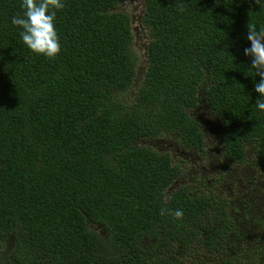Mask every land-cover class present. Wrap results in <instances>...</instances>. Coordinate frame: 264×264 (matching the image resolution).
Wrapping results in <instances>:
<instances>
[{
  "label": "trees",
  "instance_id": "16d2710c",
  "mask_svg": "<svg viewBox=\"0 0 264 264\" xmlns=\"http://www.w3.org/2000/svg\"><path fill=\"white\" fill-rule=\"evenodd\" d=\"M64 3L55 20L61 51L47 59L11 24L22 0H0V264H264L259 238L246 261L221 257V241L239 230L223 200L186 188L168 194L182 169L159 151L174 149L145 145L172 137L203 154L206 109L212 145L234 162L255 146L264 175L259 77L243 55L246 25L264 27V8L143 0L148 41L136 82L139 56L118 0ZM198 252L206 258L196 263Z\"/></svg>",
  "mask_w": 264,
  "mask_h": 264
},
{
  "label": "rangeland",
  "instance_id": "374dc122",
  "mask_svg": "<svg viewBox=\"0 0 264 264\" xmlns=\"http://www.w3.org/2000/svg\"><path fill=\"white\" fill-rule=\"evenodd\" d=\"M118 10L126 13L131 20V30L133 33V50L139 56L138 59V71H136V82L140 72L144 67V56H145V46L148 41L146 36V29L141 25V15L143 12V0H118ZM208 111V110H207ZM201 113L204 116V119L211 121L213 114L209 111L206 114L204 110H201ZM219 124V121H218ZM215 124H211L210 133L215 131ZM172 137H164L160 139H154L150 142H146L145 145L150 146L151 148L157 147L161 149H174V150H161L159 152L168 153L171 157L174 164H178L182 172L176 182L172 185V188L169 190V193H173V190L176 189H187L190 190L193 194L206 193L210 195H216L218 197L225 196L226 194V184L227 182H232L231 178H238L243 180L249 172L256 169L257 164L254 161V157H249L245 162L239 164L238 166H233L232 163H228V167L224 169L217 167V170H208L207 165L209 161L203 158L204 153L199 155H194L191 150L186 149L183 151L179 146L174 147L169 142ZM211 140V138L209 139ZM222 148V147H221ZM166 151V152H165ZM248 153H251L248 151ZM227 156V154H225ZM229 160V159H228ZM213 166V165H212ZM214 167V166H213ZM259 168V166H257ZM204 169L205 173L202 174L201 170ZM255 175L260 176L259 172H255ZM201 177V178H200ZM233 183V182H232ZM240 188V187H239ZM242 191L247 190L246 188H240ZM196 195V197L198 196ZM242 233L251 234L252 236H257L252 239L259 238L261 232L255 228H242ZM263 236V234H262ZM260 239V238H259ZM251 241V242H252ZM244 253V251H243ZM243 255V254H242ZM204 254L200 253L198 255V261L204 259ZM249 257L248 249L244 253V259ZM206 258V257H205ZM261 260V259H260ZM258 260L257 263L260 261ZM254 261V264H257Z\"/></svg>",
  "mask_w": 264,
  "mask_h": 264
},
{
  "label": "flooded vegetation",
  "instance_id": "af4514ba",
  "mask_svg": "<svg viewBox=\"0 0 264 264\" xmlns=\"http://www.w3.org/2000/svg\"><path fill=\"white\" fill-rule=\"evenodd\" d=\"M208 134L209 138H206L204 141L205 152L203 155V158L209 161V164L207 165L208 170H217L216 168H220V165L221 168L224 169V167H228V163H232L233 166H238L239 164H242V162H245V160H247L249 157H254V161L257 163L255 164L256 169L244 176L243 180L231 178L233 183H225L226 194L225 196L219 198L220 200H223L225 204L223 210L228 212V214L232 217V221L234 222L235 226L239 228L238 231L229 230L231 234L226 240L221 241L218 248L220 251L223 250L226 254H220V256L222 257L223 255H229L231 257L241 258V261H246L243 259L244 253L246 249L249 248L253 238H251V234L242 233V228L246 226V228H255L259 230L263 236H259L260 240L257 242V245H264V175L259 169L261 167L259 150L255 146L252 147L246 145L248 147L244 149V161L234 162L224 157L223 149L220 146L216 147L212 145L214 143H218L217 136H211L209 129ZM210 138L211 140H209ZM248 151L251 153H248ZM191 152L194 155H202V153H196L194 150H191ZM257 166H259V168ZM201 172L204 174V169H202ZM255 172H259L260 176L258 177L255 175ZM239 187L246 188L247 190L242 191ZM217 223H215V225H217L215 226L216 229H214L215 233H217L218 229L221 227V223H219V221H217ZM239 237L241 240L238 239ZM253 237L255 238L257 236ZM210 238H212L211 235ZM217 238L218 237L214 239L213 245H216ZM243 241L245 243H243ZM200 253L202 252H198L197 256L194 257L196 263L201 262L198 261V255ZM203 257L205 259L206 255Z\"/></svg>",
  "mask_w": 264,
  "mask_h": 264
},
{
  "label": "clouds",
  "instance_id": "9594fccd",
  "mask_svg": "<svg viewBox=\"0 0 264 264\" xmlns=\"http://www.w3.org/2000/svg\"><path fill=\"white\" fill-rule=\"evenodd\" d=\"M254 2L259 8H264V0H254ZM21 7L22 14L13 16L11 24L18 27L22 43L34 55L55 59L61 51L55 20L57 11L65 7L64 0H22ZM246 28V40L249 46L243 49V55L251 58L250 68L254 76L259 77L253 89L257 94L255 107L264 111V27L249 22ZM202 110L208 113L206 109ZM200 116L206 122L207 129H210L213 123L204 119L201 112ZM216 129L215 126V131L210 133L211 136H217ZM165 212L166 210L162 208L161 215ZM173 215L179 220L183 217V211L178 209Z\"/></svg>",
  "mask_w": 264,
  "mask_h": 264
}]
</instances>
